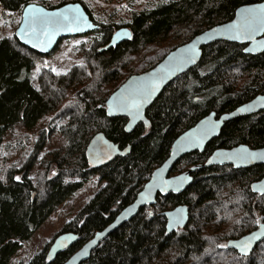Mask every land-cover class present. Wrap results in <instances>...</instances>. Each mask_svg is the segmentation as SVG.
<instances>
[{
    "label": "trees",
    "instance_id": "1",
    "mask_svg": "<svg viewBox=\"0 0 264 264\" xmlns=\"http://www.w3.org/2000/svg\"><path fill=\"white\" fill-rule=\"evenodd\" d=\"M36 1L47 9L79 3L98 29L79 36L77 63L62 74L42 68L34 80L35 67L48 55L22 46L14 34L0 38V264H11L35 232L97 177L104 186L60 232L77 234L78 242L53 262L46 260L44 249L26 263L63 264L134 200L179 135L211 112H231L264 96V52L248 56L244 46L216 42L203 48L199 63L149 106L148 128L140 123L125 133L126 119L105 113L106 100L127 78L149 71L197 35L231 21L238 7L264 0ZM26 4L0 0L9 13L21 12ZM120 28L131 31L130 40L99 52ZM97 133L120 149L129 146L130 152L90 169L84 154ZM55 135L61 143L47 148ZM240 144L264 147V111L225 123L203 153L182 158L172 174L202 164L217 148ZM19 157L23 159L17 162ZM263 177V166L201 169L183 194L159 197L154 206L141 209L83 264H264V241L248 257L226 248L227 241L264 222V196L250 190ZM181 204L189 208L188 224L167 235L162 213Z\"/></svg>",
    "mask_w": 264,
    "mask_h": 264
},
{
    "label": "water",
    "instance_id": "2",
    "mask_svg": "<svg viewBox=\"0 0 264 264\" xmlns=\"http://www.w3.org/2000/svg\"><path fill=\"white\" fill-rule=\"evenodd\" d=\"M28 2L21 11L20 22L14 37L24 47L41 55H49L64 38L87 35L98 29L79 3L47 9ZM67 17V19H65ZM132 34L127 28L116 30L109 43L99 52L106 51L130 40ZM216 42H227L244 46L243 53L256 56L264 52V1L238 7L231 21L215 26L194 37L188 43L165 56L155 67L142 74L127 78L106 100L105 113L108 118H125V133H131L142 123L149 126L146 110L159 97L168 84L195 67L202 55V49ZM264 111V96L259 95L238 106L235 110L216 116L210 113L193 127L179 135L172 143L166 160L151 174L137 193L132 203L124 207L103 230L96 232L63 264H83L92 252L115 230L129 223L141 209L156 204L158 197L178 196L192 184V175L201 169L213 166H231L235 170L264 166V147L250 149L239 145L231 149H216L202 164L190 167L178 175H171L176 163L186 155L203 153L207 145L221 133L224 124L238 117L250 116ZM130 147L120 149L104 134L97 133L85 149V159L90 169L96 170L117 157H125ZM253 194L264 196V177L250 186ZM167 235L184 229L189 221V208L178 205L163 213ZM264 241V222L240 238L229 240L226 248L240 257H248ZM78 242V235L61 233L54 238L46 252L48 262L66 252Z\"/></svg>",
    "mask_w": 264,
    "mask_h": 264
},
{
    "label": "rangeland",
    "instance_id": "3",
    "mask_svg": "<svg viewBox=\"0 0 264 264\" xmlns=\"http://www.w3.org/2000/svg\"><path fill=\"white\" fill-rule=\"evenodd\" d=\"M33 3L42 5L36 0L33 1ZM20 17L21 12L9 13L0 6V38L3 36H12L14 34V31L20 22ZM81 41L82 40L78 36L68 41L60 42L50 53L51 55H48L46 59L37 64L32 73L33 80L36 78L38 72L42 68L50 69L55 74H62L73 64L77 63V59L74 58V47L78 46ZM60 143L61 138L58 135H55L48 144L47 148L52 149ZM27 151L28 150L25 151V154ZM22 159L23 157H19L17 162L21 161ZM102 186H104V183L98 180L97 177H93L89 183H87L66 204L60 207L48 219V221L45 222L35 232L28 244L21 248L11 264H26L32 257H34L35 254L41 252L44 249L47 251L54 238L61 234L60 232L62 231L63 227L72 218L73 214L81 209Z\"/></svg>",
    "mask_w": 264,
    "mask_h": 264
},
{
    "label": "flooded vegetation",
    "instance_id": "4",
    "mask_svg": "<svg viewBox=\"0 0 264 264\" xmlns=\"http://www.w3.org/2000/svg\"><path fill=\"white\" fill-rule=\"evenodd\" d=\"M27 3H28V2H27ZM258 96H259V95H258ZM254 98H255V97H254ZM251 100H252V99H251ZM248 102H249V101H248ZM243 104H244V103H243ZM241 105H242V104H241ZM239 106H240V105H239ZM236 108H237V107H236ZM236 108H235V109H236ZM235 109H234V110H235ZM232 111H233V110H232ZM232 111H231V112H232ZM262 112H263V111H262ZM211 113H212V112H211ZM213 113H214V112H213ZM227 113H229V112H227ZM259 113H261V112H259ZM259 113H257V114H259ZM215 114H216V113H215ZM223 114H225V113H223ZM257 114H253V115L245 116V117H251V116H254V115H257ZM221 115H222V114H221ZM216 116L219 117L220 115H217V114H216ZM226 123H227V122H226ZM224 125H225V124H224ZM144 126H145V125H144ZM148 127H149V126H148ZM148 127H147V128H148ZM240 145H244V144H240ZM237 146H239V145H237ZM234 147H236V146H234ZM232 148H233V147H232ZM249 148H250V147H249ZM217 149H225V148H217ZM229 149H231V148H229ZM250 149H251V148H250ZM215 150H216V149H215ZM189 155H190V154H189ZM210 155H211V154H210ZM210 155H209V156H210ZM186 156H187V155H186ZM209 156H208V157H209ZM183 158H184V157H183ZM179 161H180V160H179ZM179 161H178V162H179ZM178 162H177V163H178ZM177 163H176V164H177ZM203 163H204V162H203ZM196 165H197V164H196ZM193 166H194V165H193ZM174 167H175V166H174ZM174 167H173V169H174ZM191 167H192V166H191ZM213 167H215V166H213ZM218 167H225V166H218ZM229 167H231V166H229ZM263 167H264V166H263ZM231 168H232V167H231ZM232 169H233V168H232ZM234 170H235V169H234ZM241 170H242V169H241ZM172 171H173V170H172ZM186 171H187V170H186ZM198 171H199V170H198ZM183 172H185V171H183ZM183 172H181V173H183ZM196 172H197V171H196ZM196 172H195V173H196ZM195 173H194V174H195ZM178 174H180V173H178ZM178 174H174V173L172 174V172H171V175H172V176H173V175H178ZM194 174H193V175H194ZM193 175H192V177H193ZM103 183H104V182H103ZM192 183H193V182H192ZM191 185H192V184H191ZM191 185H190V186H191ZM190 186H189V187H190ZM189 187H188V188H189ZM188 188H187V189H188ZM141 189H142V188H141ZM187 189H186V190H187ZM186 190H185V191H186ZM185 191H184V192H185ZM182 194H183V193H182ZM136 195H137V194H136ZM169 196H170V195H169ZM173 196H174V195H173ZM178 196H179V195H178ZM167 197H168V196H167ZM158 198H159V197H158ZM160 198H163V197H160ZM164 198H165V197H164ZM134 199H135V198H134ZM156 201H157V200H156ZM132 202H133V201H132ZM132 202H131V203H132ZM181 205H183V204H181ZM153 206H154V205H153ZM177 206H178V205H177ZM175 207H176V206H175ZM175 207H173V208H175ZM173 208H172V209H173ZM172 209H169V210H172ZM169 210H166V211H169ZM166 211H164V212H166ZM164 212H163V213H164ZM163 213H162V216H163ZM116 216H117V215H116ZM116 216H115V217H116ZM164 219H165V218H164ZM113 220H114V219H113ZM109 224H110V223H109ZM257 226H258V225H257ZM180 230H182V229H180ZM177 231H178V230H177ZM177 231H175V232H177ZM165 232H166V231H165ZM173 233H174V232H173Z\"/></svg>",
    "mask_w": 264,
    "mask_h": 264
},
{
    "label": "snow or ice",
    "instance_id": "5",
    "mask_svg": "<svg viewBox=\"0 0 264 264\" xmlns=\"http://www.w3.org/2000/svg\"><path fill=\"white\" fill-rule=\"evenodd\" d=\"M65 19H67V17H65Z\"/></svg>",
    "mask_w": 264,
    "mask_h": 264
}]
</instances>
